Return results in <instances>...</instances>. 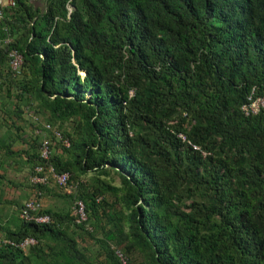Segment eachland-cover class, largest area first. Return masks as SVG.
Instances as JSON below:
<instances>
[{"label": "trees", "instance_id": "16d2710c", "mask_svg": "<svg viewBox=\"0 0 264 264\" xmlns=\"http://www.w3.org/2000/svg\"><path fill=\"white\" fill-rule=\"evenodd\" d=\"M252 88L264 92V0H13L0 112L17 132L0 138V169L31 172L48 131L47 162L78 185L61 197L80 199L86 219L42 204L48 221L25 220L1 193L15 207L0 208V264H264V108L240 109ZM24 114L36 120L26 141ZM5 182L22 185L2 171ZM29 186L25 200L51 195ZM26 237L35 243L20 248Z\"/></svg>", "mask_w": 264, "mask_h": 264}, {"label": "built area", "instance_id": "2783aa9c", "mask_svg": "<svg viewBox=\"0 0 264 264\" xmlns=\"http://www.w3.org/2000/svg\"><path fill=\"white\" fill-rule=\"evenodd\" d=\"M13 5V0H0V20L3 16V10ZM9 41L6 39L5 42ZM8 64L9 68L13 72V76H19L20 70L22 67V56L16 49H11L8 51ZM132 93V91H130ZM260 108H264V92L263 94H257L254 88H252L251 93L247 96V100L245 103L241 104L240 109L244 115L254 114L259 111ZM36 119V118H35ZM46 128L49 125H45ZM54 136L57 137L61 141V145L63 147L69 146V141L61 137L60 133L56 130L53 131ZM177 136L181 138L182 141H187L185 136L181 133H178ZM193 149L199 150L196 145L191 144L187 141ZM54 149L50 145V141L48 138H42L40 145L38 147V154L40 157V163H35L31 169V172L28 175V181L31 185H47L49 180H52L54 184L65 194H73L78 185L76 182H72L69 180L70 173L67 171H62L56 173L53 170V167L47 162L49 157L52 155ZM205 153L202 152V155ZM36 194H39V191H33V195L31 198L23 201V206L20 208L19 216L25 220H33L35 222H46L49 220V216L46 214H39L38 210L41 208L42 203L38 198H36ZM71 213L75 217L76 222L84 221L86 219V214L84 210V205L82 201L78 198L73 200L71 204ZM31 212H34L32 214ZM35 239L32 237L24 238L18 246L20 248H25L28 245L34 244ZM122 264H126V261L121 258Z\"/></svg>", "mask_w": 264, "mask_h": 264}, {"label": "rangeland", "instance_id": "374dc122", "mask_svg": "<svg viewBox=\"0 0 264 264\" xmlns=\"http://www.w3.org/2000/svg\"><path fill=\"white\" fill-rule=\"evenodd\" d=\"M40 2H41V8H42L44 6V0H41ZM5 70L6 69H4L3 72H5ZM2 92H4V91H2ZM2 115H4V114H2V113L0 114V117H1L0 118V138H2V139H4L5 137L8 138L10 133H12V136L14 137V135L16 134L15 132H17V131H15V129L13 130V128H11V126H10V128L9 127L7 128L6 125H3L4 124L3 122L5 121V119L7 117L5 115L4 116H2ZM3 117L5 119H3ZM22 117L24 118V120L21 123L22 125L21 124H18V125L16 124V125L20 126L21 130L19 131V133L22 134V137H24L25 141H26V139H28V137H30V136L33 137L35 135V132H33V130L35 129L34 125H35V121L36 120L33 121L31 119V117L27 116L26 114H24ZM8 120L9 119L7 118V121ZM19 122L20 121H18L17 123H19ZM32 122H34L33 129L31 127L32 126ZM5 123H6V121H5ZM69 125H70V123H68V122H64L63 127H60L59 123H55L54 124V126L58 127V129L61 130V131L69 129ZM42 138H50L51 139V135H50V133H48V131L43 130L42 133H39V141ZM24 144H25V142H22L20 139H18V141L14 145V149H19L21 147L23 148L25 146ZM56 145L57 144H55L53 146H56ZM57 150L58 149L55 147V151H57ZM0 171L1 172L4 171L7 179H10V180L14 181L17 184H22L18 188H14L13 186L9 185L6 182L3 185L0 184V194L1 193L3 194L2 198L6 199V200H14V201L18 202L19 204L23 203V201L30 194V186H29L28 179H27L28 175H29V172H30L29 165L28 164H22V163L21 164H14L13 166L7 167L5 169H0ZM90 177H91V173H86V174L81 175L79 177V179H81L82 181H88V179ZM118 183H119V179H118V177L116 175H114L113 178H112V184L118 185ZM47 188H48L49 192L54 193V196L48 197V196H46V194L42 195V204H44L45 208H48L49 206L50 207L53 206V207H58V208L65 209V210L71 209L70 202L67 199L61 197V194H63L64 192H62L54 184V182H52V180H49V182L47 184ZM14 207H15L14 205H11V206L10 205H3V206L0 205V208H3V210H6V212L9 213L10 215H12ZM1 237L2 236H1V233H0V238ZM84 240H85L84 245H87V247L91 251L94 252L96 250V248H97V245H94L88 239H84Z\"/></svg>", "mask_w": 264, "mask_h": 264}, {"label": "crops", "instance_id": "0c3cea01", "mask_svg": "<svg viewBox=\"0 0 264 264\" xmlns=\"http://www.w3.org/2000/svg\"><path fill=\"white\" fill-rule=\"evenodd\" d=\"M34 4H35V6L36 7H38V5H39V7H41V0H31ZM15 119V117H12V120H14ZM16 122V124L18 125V124H21L22 123V121H20L19 123H17L18 121H15ZM22 125V124H21ZM22 132V131H21ZM51 193V192H50ZM52 196H54V193H51V195H50V197H52ZM49 197V196H48ZM47 201V200H46Z\"/></svg>", "mask_w": 264, "mask_h": 264}]
</instances>
